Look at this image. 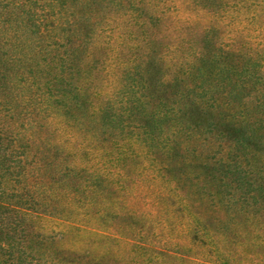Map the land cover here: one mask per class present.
<instances>
[{"label":"rangeland","instance_id":"rangeland-1","mask_svg":"<svg viewBox=\"0 0 264 264\" xmlns=\"http://www.w3.org/2000/svg\"><path fill=\"white\" fill-rule=\"evenodd\" d=\"M203 46L238 59L213 57L195 78L184 76ZM251 56L256 78L241 67ZM231 63L237 69L226 70ZM183 84L207 89L219 125L196 137L179 133L175 140L196 154L175 158L162 144L183 123ZM152 113L160 120L147 127ZM220 118L249 134L242 148L229 149ZM119 151L121 160L112 161ZM219 160L237 164L225 186L210 166ZM24 172L25 209L4 221L24 236V263L29 255L52 257L49 264L213 262L185 237H166L188 245L183 255L162 256L163 232L138 238L144 221L129 218L159 212L179 181L182 194L208 195L206 227L213 236L225 227L229 264H264V0H0V190L6 176L20 187Z\"/></svg>","mask_w":264,"mask_h":264},{"label":"trees","instance_id":"trees-1","mask_svg":"<svg viewBox=\"0 0 264 264\" xmlns=\"http://www.w3.org/2000/svg\"><path fill=\"white\" fill-rule=\"evenodd\" d=\"M210 51H207L204 46L201 48V50H197L196 53L192 56V59L186 64V66L182 67V72L184 76L188 78H195L202 69V65L208 64L209 61L214 57H224L227 54H229V51H220V53L216 54H209ZM229 56L233 57L234 59H238L237 56L233 52H230ZM255 59L253 56L251 58L245 60L246 63H244L243 67V73L247 74L249 78H256L257 76L254 75L252 72L253 70L257 69L258 63L255 62ZM235 62H238L235 60ZM226 70H233L237 69L236 66H234L232 63L229 65H226ZM177 69V68H175ZM179 69V68H178ZM252 70V71H251ZM222 71V69H221ZM174 72V71H173ZM177 73V72H176ZM173 74V73H172ZM175 74V72H174ZM179 74V73H178ZM177 75V74H176ZM174 75L173 78L174 81H178L177 76ZM168 79L170 81H167V83L171 82L173 79ZM184 80V78H183ZM171 85V83H169ZM133 86V85H132ZM190 86V85H187ZM147 88V87H146ZM149 88V87H148ZM115 92H120V88L116 89ZM179 100L183 103V112L182 117L184 118L183 123H179V129L176 128V130H173V133L170 134L172 137V140L163 143V148L167 151H172L177 154L174 157L176 158V155L180 156L181 158L184 157V151L187 153H195L196 151H193L191 146H184L182 145L178 140H175L177 138V135L179 133L183 134H194L193 136L196 137L195 130L198 131V129H202L201 127H206V130L211 132L214 130L219 124L215 123L211 119V112L214 108V99L211 97L207 98V89H205L203 86L195 87L193 85L192 87H186V85L183 84L182 90H180L177 93ZM206 96V97H205ZM202 98H205V102L202 101ZM107 106H109V109L113 106L114 102L111 98L107 99ZM136 105L143 106L144 103L137 100ZM107 117V116H106ZM145 126L147 127H156V122H159L160 118L158 116H154V114H150L149 116L145 117ZM224 119L220 118V125L224 126V135L230 140V143L227 145L229 149H238L242 148L245 140L249 139V134L246 132V130L243 129L242 125L238 126L239 123L232 122H224ZM204 124V126H203ZM144 126V125H143ZM144 126V127H145ZM243 130V131H242ZM223 131V130H222ZM248 134V135H247ZM181 136V134H180ZM187 137H191L190 135H187ZM178 141V142H177ZM171 144V146L169 145ZM169 146V147H168ZM146 155H149L150 161H159L157 156L152 153V151H146ZM101 156L107 159L106 154L109 153L108 147H102L98 151ZM95 154L93 158L99 157L97 153ZM122 155L120 154V151L116 153L115 156L111 158L112 161L121 160ZM202 159V158H201ZM110 160V159H109ZM203 165H206V162H203ZM212 169L221 171L222 176L219 179V182L221 183V186L227 185V182L224 181L225 173L228 170H231V167H236V162L234 165H231L230 162L219 160V161H213V164H210ZM215 167V168H213ZM6 175L7 173L10 175L9 171L5 169ZM25 176V177H24ZM106 178V175L103 173L99 176H97V179L101 180V178ZM10 182H13L12 179L8 176H6V179L3 182L2 190H0V264H41L44 262L45 264H49L52 262V257H33L29 255V261L28 263H24L25 258L23 255L25 254L24 249H20L22 242L21 238L23 235H16V232L11 231L9 233V226L5 224V220L8 221L11 219V217L14 219V217H18L21 215L20 211L25 209L21 202H26V197H29L30 195V181L27 179V173L24 172V175L20 178L21 186L18 188H15V185H11ZM231 182L234 183V188L239 189L242 187L243 181H239L238 179H231ZM19 183V182H18ZM179 188V181H175L173 185V189H175V194H171L168 197L165 198L164 202L168 203L165 205L162 204V207L158 211H153L150 216L145 217L143 214L138 213H131L132 215H129L130 219H136L135 221H144L143 225L138 226L137 231L142 232V234H138V238H145L144 233L149 232L150 230L152 232L154 231H161L162 237L164 238L165 246L169 249H166L163 247L161 249L162 256L167 257L168 259H175L179 257L182 253H180V250H183L188 246L186 243L181 244L176 241H168L166 237L170 236L172 238L178 237L181 239L182 237H185V241L188 239L190 241L193 239L194 241H199L201 245H204L205 251L210 254V256L213 258V262L206 261L207 264H229L230 260V252L229 249L231 247V241L229 239V234L226 231L225 227L217 226L214 230L218 233L216 236L210 235V230L206 227V218L209 211H206V202L208 201L207 194L200 195H191L190 193H181L180 191H177ZM243 200V197H240ZM214 199V197H213ZM229 200V199H226ZM233 200V198H232ZM237 201L238 199H234ZM215 206H219L220 202L214 201ZM221 203L224 205L226 204L224 201H221ZM20 205V206H19ZM221 206V205H220ZM218 208V207H217ZM26 211H28L26 209ZM216 212V210H215ZM180 213L181 218L185 219L184 222L181 220V224L183 227H181L180 223H177V218L175 214ZM175 216V217H174ZM219 221L220 218L218 217ZM19 222V221H18ZM5 224V225H4ZM14 224L17 225V222L14 221ZM179 224V225H178ZM15 230L14 228H12ZM213 231V230H212ZM134 235L135 237L137 236ZM195 235L196 237H192V235ZM22 236V237H21ZM203 240V242H202ZM138 243H140L138 241ZM147 246V245H146ZM149 246V245H148ZM179 251V252H178ZM201 253H204V251H201ZM159 254V253H158ZM160 255V254H159ZM183 255V254H182ZM35 256V255H34ZM161 256V257H162ZM162 258L158 257L157 261L160 264L162 263ZM200 260V259H199ZM205 261V260H204ZM233 262V261H231Z\"/></svg>","mask_w":264,"mask_h":264}]
</instances>
